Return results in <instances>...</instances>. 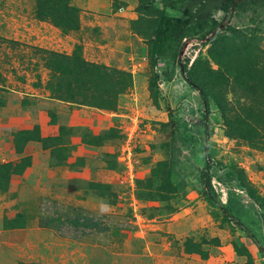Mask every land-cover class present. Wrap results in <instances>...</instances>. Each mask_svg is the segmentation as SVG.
<instances>
[{
  "label": "rangeland",
  "instance_id": "obj_1",
  "mask_svg": "<svg viewBox=\"0 0 264 264\" xmlns=\"http://www.w3.org/2000/svg\"><path fill=\"white\" fill-rule=\"evenodd\" d=\"M166 1L0 0V264H264V3ZM162 9L197 19L156 93ZM82 213L106 231L45 225Z\"/></svg>",
  "mask_w": 264,
  "mask_h": 264
},
{
  "label": "trees",
  "instance_id": "obj_2",
  "mask_svg": "<svg viewBox=\"0 0 264 264\" xmlns=\"http://www.w3.org/2000/svg\"><path fill=\"white\" fill-rule=\"evenodd\" d=\"M182 0H167L165 2L167 7L175 8L178 2ZM200 5V10L205 11L208 13L207 15H210L211 10H220L227 13H230L233 8L237 7L238 5H243L245 1L241 0H198L197 1ZM247 2L258 4V0H248ZM259 3H264V0H262ZM187 18H178L173 17L169 15L166 12V9H162L159 13L155 29L153 31V35L151 38L150 43V54H151V63L152 67L154 69L152 82L154 86V91L156 93L159 92V81H160V74L156 71V68L158 67L159 59L165 55H171V57L177 59L179 57L180 48L183 44V42L188 38V35L190 34L191 25L194 21H196L197 16L195 14L190 13L189 11L186 12ZM220 26V23L216 20L213 21V27L210 28L209 31L206 34H204L202 37H207L208 35L215 32V30ZM203 27V25H202ZM232 31H234V35L239 34L240 32L237 31L235 28H230ZM182 71L185 74V79L188 82V84L193 87L194 89L198 90L200 93V96L203 100L204 110H205V128L208 130V114L211 109V103H210V92L207 88H205L203 85L198 83L191 75H187V67L182 66ZM206 155L208 156V160L206 163L205 170L203 172V179L205 183V190L203 191V195L208 198L211 202H216L215 197L211 196V188H212V179L210 176V158L211 153L210 150L207 148ZM250 197L259 204L260 202V196L255 194L253 191L248 192ZM45 211V208H43ZM223 214L228 220H234L236 222V225L242 228L243 230H246L249 232L250 228L248 229L244 223L237 219L232 212H230L229 209L223 206L222 208ZM43 212V210H42ZM56 216L51 218V220H54ZM81 215L74 216L72 220V223H68L64 225L60 224L57 227H54L50 223L45 224L50 228H53L56 232H59L62 235H65L68 232H74L75 229H73L74 226H76L79 230L78 233H86L89 232H96V231H104V225L102 221L99 218H96L94 216H84L80 219ZM43 220V219H42ZM67 220V219H66ZM70 221V220H67ZM44 225V226H45ZM73 226V227H72ZM109 228V227H108ZM106 231V230H105Z\"/></svg>",
  "mask_w": 264,
  "mask_h": 264
},
{
  "label": "crops",
  "instance_id": "obj_3",
  "mask_svg": "<svg viewBox=\"0 0 264 264\" xmlns=\"http://www.w3.org/2000/svg\"><path fill=\"white\" fill-rule=\"evenodd\" d=\"M37 201H38V203L37 204H40V207H39V214H40V217H43V215H46V213H48V212H46V211H44V209H42L43 210V212H42V210H41V205H42V200H44L45 199V197H42V198H40V196H37ZM35 203V202H34ZM43 207H44V205H43ZM42 207V208H43ZM85 211V210H84ZM81 215V217H80V219L83 217V215L84 216H91L90 214H88V213H82V214H80ZM51 216V215H50ZM73 227V226H72ZM77 227L76 226H74V228L73 229H76ZM6 231H8V232H6V234L7 235H9V237H10V235H11V233L12 232H14V231H12L13 229H10V227L9 228H7L6 227V229H5ZM97 233L99 232V231H96ZM96 232H89L88 233V235H92V234H94V233H96ZM100 233V232H99ZM81 234H83L82 232H81ZM6 243V245H8L7 243V241L5 242V241H3V244H5Z\"/></svg>",
  "mask_w": 264,
  "mask_h": 264
}]
</instances>
